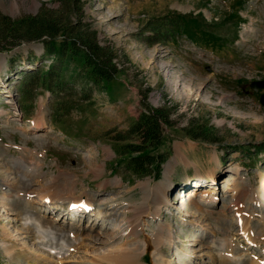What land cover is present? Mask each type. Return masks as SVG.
I'll use <instances>...</instances> for the list:
<instances>
[{
    "label": "rangeland",
    "instance_id": "374dc122",
    "mask_svg": "<svg viewBox=\"0 0 264 264\" xmlns=\"http://www.w3.org/2000/svg\"><path fill=\"white\" fill-rule=\"evenodd\" d=\"M15 1L12 7V0H0V26L3 20L32 23L45 12L62 15L66 35L109 53L112 80L99 89L80 82L62 92H42L34 84L27 89L28 75L56 60L47 57L42 41L13 45L10 34L0 35V231L24 235V221L4 204L10 199L63 230L47 229L42 247L54 264H105L85 249L142 243L144 249L135 250L138 264H158L161 257L170 264L264 262V205L258 196L264 89L250 87L264 80V0H79L66 14L65 0ZM178 16L205 21L217 44L206 50L173 36L171 30L183 24ZM149 109L166 116L165 144L151 151L166 160L141 175L131 169L138 154L120 151L138 143L130 128ZM18 186L35 191L29 201L14 192ZM49 186L55 197L40 198L37 193ZM157 191L165 194L159 205ZM65 196L88 197L96 208L68 215L40 204L50 200L65 210ZM131 207H143L144 222L134 233L127 222ZM244 224L254 241L246 239ZM160 226L172 241L158 253L151 239ZM229 249L233 258L224 257ZM10 262L0 244V264Z\"/></svg>",
    "mask_w": 264,
    "mask_h": 264
},
{
    "label": "trees",
    "instance_id": "16d2710c",
    "mask_svg": "<svg viewBox=\"0 0 264 264\" xmlns=\"http://www.w3.org/2000/svg\"><path fill=\"white\" fill-rule=\"evenodd\" d=\"M78 4L79 0H65V12L63 13H70L72 11L71 6L76 7ZM177 18V21L182 20L183 24L179 23L175 30H171L173 36L175 34L185 36L195 43H204L206 46L217 44V37L207 33L205 24H202L205 21H196L191 16H178ZM65 21L62 19V15L58 16L45 12L34 18L32 23L27 20L15 21L11 24L5 20L1 22L0 35L10 34L14 38L13 45L24 41H42L45 44L47 57L56 60L49 69L43 67L28 75L27 79L29 80L24 85L25 88L29 89L34 84L35 88L42 87V92L44 90L62 92L69 90V85L80 82L99 89L105 88V85L112 80L111 69L106 59L110 56L109 53L103 52L92 41L78 37L76 39L70 38V35H66L69 27L63 25ZM29 24L31 25L29 26ZM18 26L22 33L18 28L17 31L19 32L16 31L15 34H12ZM79 35L80 33L77 36ZM56 64H60L59 72L55 71ZM53 118L55 120V117ZM165 120L166 116L163 110L149 109L143 112L132 124L130 132L138 140V143L128 144L126 148L124 147L125 151L123 153L120 151V153L131 156L138 154L131 159V169L135 173L149 175L153 168L158 170L159 166L165 162L166 156L155 157L151 154L153 149L165 144L163 127L166 123Z\"/></svg>",
    "mask_w": 264,
    "mask_h": 264
},
{
    "label": "bare ground",
    "instance_id": "6f19581e",
    "mask_svg": "<svg viewBox=\"0 0 264 264\" xmlns=\"http://www.w3.org/2000/svg\"><path fill=\"white\" fill-rule=\"evenodd\" d=\"M11 4H12V7L13 6L15 7L16 1L12 0ZM206 176H207V179H213L214 178L212 172L206 173ZM47 189L48 190L52 189V187L51 186L43 187L42 188L43 191L37 193L38 196L40 198L55 197V193L50 192V194H48L49 191ZM13 190L16 194L17 193L19 194V197H21V198L24 197L25 201H29L30 196L33 193H35V191L32 190V188H30V187H27V189H25L24 192H22V189L20 188V186H18L17 188H14ZM155 194H156L155 203L157 205H159L160 203H162L163 198L165 197V194L163 191L162 192L157 191ZM8 196L10 198V195H8ZM258 196H260V198H263L262 204L264 205V176H262V178H261V189L258 192ZM65 198L70 199L69 205H72V207H76V208L82 207L84 204L88 205V207H90V205L92 206V204L90 202L87 203L88 197H86L85 199H82L81 196L77 197V198H75L73 196H65ZM6 199H8V198L6 197ZM9 200L8 201L4 200L5 201L4 204H7V203L10 204V205H7V206H9V209L13 210L16 213V215H19L20 218L24 221L23 222V226H24L23 228H25V229H23L22 233H24L25 236L24 235L22 236L23 239H25L26 237H28V238L30 237L31 239L37 240V244H35L36 247L34 246V248L36 249L35 250L33 248V244L28 246V245H26V242H23L24 240L20 239V238H22V237H20L21 234L18 233V234L12 235L11 232H6L7 229H5V228H4L5 230L2 229V231H0V244L2 245V247L7 252L8 256L10 258V261H11L10 263L11 264H54L52 262L51 256H49L47 253L43 252L45 250V249L43 250V248H44L43 246L45 245L44 242L46 239V232H47V229H50V228H52L51 231L53 234H54V230L61 231V232H63V230L57 229L54 225H48V222H46V220L44 218L41 219L39 214L34 213L35 214L34 215L33 213H30V212L24 210L22 208L23 202L21 203L18 200L11 202ZM212 200H214L213 195H211L210 199H208L207 202H210ZM142 208L143 207H131L130 208L131 211L133 212V215H132V217L128 218L127 222H128V227L129 226L131 227L132 233H134L135 227L137 225H140L139 224L140 222H144L143 217L140 216L142 213ZM196 209H197L198 213L201 212V209L198 206ZM27 214L29 215V218L26 217ZM152 214H153V212H152ZM27 223H30V224L27 225ZM247 226H248L247 224H244L242 226V230H243V232L246 233V236H247L246 239H248L249 242L254 241V239H252V236H254V235L250 234V231H249ZM160 227H161V229L159 231H157V233L155 234L153 239H151L152 244H153V248L156 251H158V253L161 251L162 245H164L166 242L171 243V241H172L171 233L169 232L168 235H165L163 233L164 227L163 226H160ZM39 239H40V241H39ZM151 241L146 240L145 242L147 245H149V243H151ZM132 247H133V245H132ZM132 247L131 248H128V247L125 248V246H116V247L114 246L110 250H103V251H101V250L95 251V250H90L89 248H86L85 251L93 253L92 260L95 262H99V263H105V264H112V263H114V264H138L137 263V253H135L136 252L135 250H137V249L143 250L145 247V244L142 243L139 247H135V248H132ZM75 249H77V247ZM39 251L41 252L40 254H39ZM228 251H229V253L227 252L228 255L224 254V257L227 256L228 258H230V257L233 258L234 250L229 249ZM169 261L170 260L168 258L161 257L158 264H170ZM233 261H234V259H233ZM259 264H264V262L261 261V262H259Z\"/></svg>",
    "mask_w": 264,
    "mask_h": 264
},
{
    "label": "water",
    "instance_id": "95a60500",
    "mask_svg": "<svg viewBox=\"0 0 264 264\" xmlns=\"http://www.w3.org/2000/svg\"><path fill=\"white\" fill-rule=\"evenodd\" d=\"M251 88L256 92L264 88V80L251 83ZM261 103L264 105V94L261 95Z\"/></svg>",
    "mask_w": 264,
    "mask_h": 264
}]
</instances>
